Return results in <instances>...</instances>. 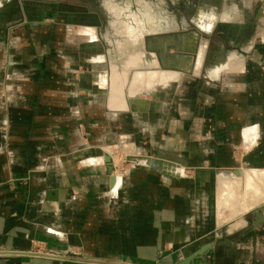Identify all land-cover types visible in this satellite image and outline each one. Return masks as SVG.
I'll return each instance as SVG.
<instances>
[{"label": "crops", "instance_id": "1", "mask_svg": "<svg viewBox=\"0 0 264 264\" xmlns=\"http://www.w3.org/2000/svg\"><path fill=\"white\" fill-rule=\"evenodd\" d=\"M15 1L0 0V264H264V223L243 234L264 211V0H201V26L145 36L163 66L175 45L163 57L156 38L197 33L201 77L166 68L128 102L98 33ZM123 136L181 171L109 175Z\"/></svg>", "mask_w": 264, "mask_h": 264}, {"label": "rangeland", "instance_id": "2", "mask_svg": "<svg viewBox=\"0 0 264 264\" xmlns=\"http://www.w3.org/2000/svg\"><path fill=\"white\" fill-rule=\"evenodd\" d=\"M29 7L38 9H30L32 12L41 14L44 12L46 15L54 14V20L52 23L57 25L62 24V19H66L67 22H78L79 25L74 27L75 31H81V26L90 28L87 30L93 31L95 40L104 41L107 45V60L104 65H97V67L107 68L109 71V76L114 75V70H118V74H124L128 77L125 84L121 90H117L114 93L113 90V78H110L109 87L110 92L113 91V95L116 93L123 94L125 100L128 102L129 99L138 98L140 94L149 91L156 85L165 84L168 81V75L164 72L166 68L176 69L175 72L183 73L182 80L186 79H197L201 77V72L197 75L192 71V65L196 63L198 54L196 51V46L198 45L200 39L199 35L193 31H189L185 34H180L177 37H158L150 44V49L154 50L158 48L162 51L163 57L167 55L168 50L165 48L168 44L173 43L178 51H174V57L169 59H164L165 65H158L155 61L151 63V56H148L144 48V42L147 35L156 34L159 35L164 33L168 29H187L192 30L197 26H201V20L199 14L201 13V0H22ZM18 0L14 2V5L18 4ZM51 7H57V9H49ZM96 7L100 9H95ZM188 9H184V8ZM45 8V9H43ZM77 8V9H76ZM87 8V9H80ZM134 8V9H132ZM75 13L76 16L74 15ZM67 14V16H65ZM197 20V23H195ZM50 22V23H51ZM69 24V23H67ZM199 24V25H198ZM85 30V29H84ZM86 30V31H87ZM88 33V32H87ZM98 33V35H97ZM193 33V34H192ZM96 35V36H95ZM192 35L191 48H187L185 39ZM136 47V48H135ZM163 47V48H162ZM201 47V45H200ZM150 50V51H151ZM184 52L183 56L180 53ZM135 52H139L134 54ZM149 52V51H148ZM194 52V53H192ZM185 53L188 55L186 56ZM142 54H146L143 56ZM141 56V60L136 61L137 58ZM148 56V57H147ZM134 57V58H133ZM137 57V58H136ZM192 60L189 62L190 58ZM135 61H133V60ZM130 61L133 63L131 64ZM177 63V64H176ZM131 64V65H130ZM157 68L155 69V66ZM85 68V67H84ZM180 69V70H177ZM137 70H141L146 73L144 80L145 85L131 95L132 90L137 91L136 84H134V76ZM183 72H182V71ZM86 70L83 69V72ZM120 72V73H119ZM188 72V73H184ZM180 76V75H178ZM154 79H153V78ZM177 79V78H175ZM123 80V79H122ZM181 80V81H182ZM150 81V82H149ZM180 81V82H181ZM151 83V86H148ZM157 88V87H156ZM166 88L160 87L158 91H164ZM109 92V91H108ZM107 92V98H108ZM150 94V93H148ZM149 97V96H148ZM109 99V98H108ZM109 104V102H108ZM127 104V103H126ZM126 107V106H123ZM84 133V131H83ZM117 144L110 145L109 149H113V152H109V157H111V165L113 167L112 175L114 176H127L130 175L131 171H135L139 168H152L144 164H148L149 161L139 160V164L133 158L147 157L151 159H157L165 161L162 159L154 158L149 155L142 153L139 148L135 147V142L131 137H120ZM124 146H134L135 155L126 154L123 151ZM249 145L244 140L243 147L238 151V159H241L243 153L248 151ZM105 152H107L105 150ZM102 158L103 155H100ZM97 160V157L95 158ZM138 160V159H137ZM168 162V161H165ZM171 163V162H169ZM173 164V163H172ZM101 165V164H100ZM104 166H108L104 159ZM174 168L181 171L177 165ZM185 171H197L200 168L188 167L184 169ZM195 173V172H193ZM255 185V184H254ZM232 210H227V215L231 214ZM255 210L248 213L245 218H250L254 215ZM235 223H226L222 226V231H228Z\"/></svg>", "mask_w": 264, "mask_h": 264}, {"label": "water", "instance_id": "3", "mask_svg": "<svg viewBox=\"0 0 264 264\" xmlns=\"http://www.w3.org/2000/svg\"><path fill=\"white\" fill-rule=\"evenodd\" d=\"M192 30H194V29H192ZM175 36L176 35H174V37ZM147 50L150 51L149 48H147ZM174 50L175 51H178L177 48H174ZM173 56L174 55H172L171 58ZM133 159L135 161H137L138 163H139V160H141V161H147L148 160L149 161L148 164H144V163H139V164H144L146 166H149V167H152V168H157V169H160V170H164L163 169V163H167V164H170V165L172 164V163H169V162H165V161H161V160H157V159H151V158H147V157H138V158H133ZM106 163L108 164L107 171H108L109 175H112L113 167L111 165V157H109V156L106 157ZM197 171H201V170H197ZM111 181H112V184L115 183L114 177H112V180ZM254 216H255V220L252 222V224L249 227H247V229H245L243 231V234L247 233L248 231H252L254 229H258L264 223V211L263 210H260V211L255 212L254 213ZM197 256H194L193 258H187V260H186V262L184 264H192L193 260Z\"/></svg>", "mask_w": 264, "mask_h": 264}, {"label": "bare ground", "instance_id": "4", "mask_svg": "<svg viewBox=\"0 0 264 264\" xmlns=\"http://www.w3.org/2000/svg\"><path fill=\"white\" fill-rule=\"evenodd\" d=\"M193 34V33H192ZM195 39V38H194ZM194 39H192V35H190L189 37H187L185 40L187 41V43L189 44L188 46L190 47L191 45H192V42H194ZM176 48V47H175ZM191 48V47H190ZM143 56H146V54H142ZM134 58V57H133ZM137 58V57H136ZM142 58H141V56H139L138 58H137V62H138V60H141ZM133 60V59H132ZM133 61H135V60H133ZM130 63L132 64L133 62L132 61H130ZM130 64V65H131ZM177 64V63H176ZM118 70H114V72H113V90H114V93L117 91V90H121L122 91V87H123V85L125 84V81L127 80V76H126V74H124L125 75V77H123L122 76V74L120 73V74H118V72H117ZM135 75L136 76H134V84H136V86H139V87H137L136 89H137V91L136 90H132L131 91V95H134L136 92H138L142 87H143V85H145V83L146 82H144V81H146V80H144L145 79V77L147 76L146 75V73L145 72H143V71H141V70H138L136 73H135ZM153 78V77H152ZM123 79V80H122ZM154 79V78H153ZM125 80V81H124ZM150 82V81H149ZM124 83V84H123ZM142 86V87H141ZM148 86H151V83L148 85ZM121 91H120V93H116V94H114V95H116V96H118V95H120L121 96ZM123 101V100H122ZM114 102V101H113ZM112 102V103H113ZM120 103H123L122 104V106H126V102L124 101V102H120ZM115 106V105H114ZM107 156H109V155H106V157ZM106 159V158H105ZM172 165V166H171ZM167 164V163H163V169L164 170H166V167H168V168H171V167H174L175 165L174 164ZM112 176V175H111Z\"/></svg>", "mask_w": 264, "mask_h": 264}, {"label": "flooded vegetation", "instance_id": "5", "mask_svg": "<svg viewBox=\"0 0 264 264\" xmlns=\"http://www.w3.org/2000/svg\"><path fill=\"white\" fill-rule=\"evenodd\" d=\"M14 8L15 9H21L20 6L17 4L14 6ZM24 9H38V7L32 8V7H29L27 4H25ZM43 9H45V8H43ZM49 9H57V7H51ZM80 9H87V8H80ZM95 9H100V8L96 7ZM132 9H134V8H132ZM184 9H188V8L185 7Z\"/></svg>", "mask_w": 264, "mask_h": 264}]
</instances>
